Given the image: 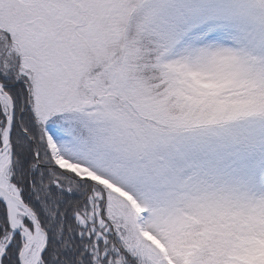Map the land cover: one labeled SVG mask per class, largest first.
Returning <instances> with one entry per match:
<instances>
[{
	"label": "snow or ice",
	"instance_id": "obj_1",
	"mask_svg": "<svg viewBox=\"0 0 264 264\" xmlns=\"http://www.w3.org/2000/svg\"><path fill=\"white\" fill-rule=\"evenodd\" d=\"M0 264H264V0H0Z\"/></svg>",
	"mask_w": 264,
	"mask_h": 264
}]
</instances>
